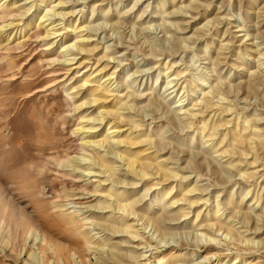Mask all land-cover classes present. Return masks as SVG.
Masks as SVG:
<instances>
[{
    "label": "rangeland",
    "instance_id": "obj_1",
    "mask_svg": "<svg viewBox=\"0 0 264 264\" xmlns=\"http://www.w3.org/2000/svg\"><path fill=\"white\" fill-rule=\"evenodd\" d=\"M0 264H264V0H0Z\"/></svg>",
    "mask_w": 264,
    "mask_h": 264
}]
</instances>
